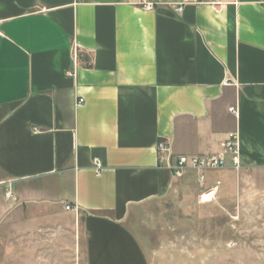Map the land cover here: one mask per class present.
Wrapping results in <instances>:
<instances>
[{
	"label": "crops",
	"instance_id": "1",
	"mask_svg": "<svg viewBox=\"0 0 264 264\" xmlns=\"http://www.w3.org/2000/svg\"><path fill=\"white\" fill-rule=\"evenodd\" d=\"M147 1L0 0V222L11 200L70 204L85 264H150L128 220L198 177L178 156L235 132L264 173V0Z\"/></svg>",
	"mask_w": 264,
	"mask_h": 264
},
{
	"label": "rangeland",
	"instance_id": "2",
	"mask_svg": "<svg viewBox=\"0 0 264 264\" xmlns=\"http://www.w3.org/2000/svg\"><path fill=\"white\" fill-rule=\"evenodd\" d=\"M228 170L214 187L192 174L131 214L150 264H264V173ZM66 205L11 200L0 264H85L81 218Z\"/></svg>",
	"mask_w": 264,
	"mask_h": 264
},
{
	"label": "built area",
	"instance_id": "3",
	"mask_svg": "<svg viewBox=\"0 0 264 264\" xmlns=\"http://www.w3.org/2000/svg\"><path fill=\"white\" fill-rule=\"evenodd\" d=\"M212 4H219L218 0H213ZM133 5L140 7L143 10L149 11L152 10L153 5L147 0H133ZM181 7H174V12L179 13ZM75 54V64L73 69L67 72V75L74 77L76 73V58ZM82 100H79V103H82ZM231 112H235L233 108L230 109ZM219 151L216 153L208 155H194V156H178L173 162H170L167 168L172 172L175 178H181L187 171H194L198 174L200 182L204 181V173L208 171H219L224 169L231 170H240V151H239V142L237 134L229 133L226 135L225 139L218 144ZM156 150L158 153L162 154L167 152L168 145L167 143L161 141L157 144ZM171 159V158H170ZM93 165L95 169H100V161L95 158L93 160ZM212 192V191H210ZM211 194V193H210ZM209 194V196H210ZM66 211L77 212V208L72 205H66L64 207Z\"/></svg>",
	"mask_w": 264,
	"mask_h": 264
}]
</instances>
